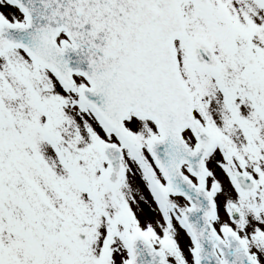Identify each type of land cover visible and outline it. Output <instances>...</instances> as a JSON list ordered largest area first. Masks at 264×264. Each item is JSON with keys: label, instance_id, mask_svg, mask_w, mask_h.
<instances>
[{"label": "snow or ice", "instance_id": "1", "mask_svg": "<svg viewBox=\"0 0 264 264\" xmlns=\"http://www.w3.org/2000/svg\"><path fill=\"white\" fill-rule=\"evenodd\" d=\"M0 264H264V0H0Z\"/></svg>", "mask_w": 264, "mask_h": 264}]
</instances>
